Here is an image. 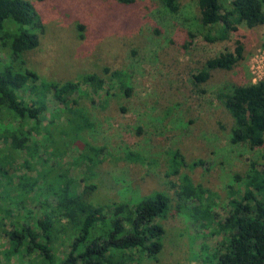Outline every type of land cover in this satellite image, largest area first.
I'll return each mask as SVG.
<instances>
[{
  "label": "trees",
  "instance_id": "trees-1",
  "mask_svg": "<svg viewBox=\"0 0 264 264\" xmlns=\"http://www.w3.org/2000/svg\"><path fill=\"white\" fill-rule=\"evenodd\" d=\"M160 1L169 12H178V0ZM196 3L202 28L218 33L215 37L207 34L209 42L227 39L240 25L249 29L264 25V0ZM76 25L80 39L82 26ZM42 28L41 18L28 0H0V227L5 218L13 227L4 231L10 243L9 251L4 253L6 260L16 255L19 264H24L23 256L36 252L38 261L29 264H144L145 258L157 261L165 236L162 221L173 210L182 225L196 226L195 237L222 235L213 249L199 244L191 256L199 264H264V155L250 159L244 173L233 176L225 200L181 173L188 164L179 153L170 157L162 177L169 188L175 187L174 197L156 191L132 201L118 197V201L108 204L89 201L96 189L91 176L81 178L84 185L78 191L79 183L69 177L68 171L58 169L59 163L51 164L52 159H62L73 147L79 150L77 161L88 160L89 168L96 172L98 156L105 148L94 147L84 139V132L94 125L82 122L81 109L71 116L76 117L77 134L66 135L64 127L70 123L66 109L73 111L70 105L77 103L86 90L82 91V85L98 96L99 92L108 95V91H103L106 82H118L124 97L130 88L122 70L113 71L107 79L85 74L76 81L42 80L26 68L22 58L25 52L38 47ZM189 37L192 39L193 35ZM242 52L239 44L233 51L208 59L204 68L193 75L194 83H206L212 71L233 70L242 60ZM76 92L79 97L75 100L71 96ZM47 93H51V100H47ZM217 99L233 122L228 135L230 143L242 145L249 152L263 148L264 80L231 84L220 90ZM50 103L55 104L51 110ZM67 137L70 142L65 140ZM20 153L25 155L21 159L22 170H40L34 177L20 175L15 184L8 169ZM128 156L136 160L132 153ZM136 158L141 161L138 155ZM121 186L126 187L124 182ZM28 203L33 207H27ZM12 209L16 214H12ZM219 210H226V216L218 215ZM23 214L27 217L21 219Z\"/></svg>",
  "mask_w": 264,
  "mask_h": 264
},
{
  "label": "rangeland",
  "instance_id": "rangeland-1",
  "mask_svg": "<svg viewBox=\"0 0 264 264\" xmlns=\"http://www.w3.org/2000/svg\"><path fill=\"white\" fill-rule=\"evenodd\" d=\"M28 1L38 12L43 28L38 47L22 55L26 68L42 80L53 82L76 81L85 74L106 78L119 70L128 76L127 96L121 95L117 80V84L106 82L103 86L108 95H94L91 88L82 85L85 92L81 97L79 92L72 95L75 100L79 97L77 103L70 105L73 111L65 112L70 121L64 127L66 135L77 134L76 117L71 116L79 109L82 122L94 125L84 132V139L94 147L105 148L98 156V173L89 168L88 160L77 161L79 150L73 147L62 159L51 160L52 165L59 163L57 168L67 170L69 177L79 183L78 191L83 188L81 178L86 174L95 180L91 203L108 204L118 201V197L132 201L156 191L174 197L175 187L169 188L162 179L174 153L182 155L188 164L181 173L225 200L233 176L242 175L250 159L264 155V147L249 152L242 145L230 143L233 122L217 99L220 90L231 84L264 80V25L254 29L240 25L227 39L209 42L205 36L215 37L218 33L202 28L196 0H178L177 13L169 12L160 0H133L129 4L117 0ZM76 24L82 26L80 39ZM239 44L243 57L233 70L212 71L206 83H194L193 75L204 68L208 59L233 51ZM51 99V93H47V100ZM129 153L136 160L129 159ZM24 157L18 154L8 169L15 184L24 173L31 177L38 173L39 168H20ZM122 182L126 187L121 186ZM27 207L33 205L28 203ZM12 214H16L15 209ZM217 214L225 217L226 210ZM179 220L173 210L168 213L162 221L165 236L158 260L145 258L144 264H199L191 257L199 244L213 249L222 239V235L197 238L196 226H184ZM1 223L0 264H19L16 255L6 260L4 253L9 251L10 243L4 231L13 227L9 218ZM36 256V252L23 256L24 264L37 262Z\"/></svg>",
  "mask_w": 264,
  "mask_h": 264
},
{
  "label": "built area",
  "instance_id": "built-area-1",
  "mask_svg": "<svg viewBox=\"0 0 264 264\" xmlns=\"http://www.w3.org/2000/svg\"><path fill=\"white\" fill-rule=\"evenodd\" d=\"M254 82V81H253Z\"/></svg>",
  "mask_w": 264,
  "mask_h": 264
}]
</instances>
